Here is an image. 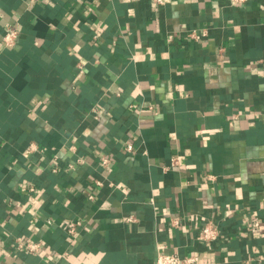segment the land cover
Listing matches in <instances>:
<instances>
[{"label":"crops","instance_id":"obj_1","mask_svg":"<svg viewBox=\"0 0 264 264\" xmlns=\"http://www.w3.org/2000/svg\"><path fill=\"white\" fill-rule=\"evenodd\" d=\"M171 253L264 264V0H0V264Z\"/></svg>","mask_w":264,"mask_h":264},{"label":"built area","instance_id":"obj_2","mask_svg":"<svg viewBox=\"0 0 264 264\" xmlns=\"http://www.w3.org/2000/svg\"><path fill=\"white\" fill-rule=\"evenodd\" d=\"M165 0H150L153 5L160 6L164 4ZM234 4H244L249 0H230ZM19 32L18 30L11 25L5 27L2 34V43L5 47L13 46L18 39ZM126 150L131 152L132 145L128 144L126 146ZM102 163L106 164L108 160L106 158H102ZM99 184V183H98ZM81 226V222L79 220H68L66 222L65 230L69 237L74 238L78 233V229ZM258 226V222L253 224V230H256ZM218 235L216 227L211 222H206L202 225L199 234L198 240L205 244L212 243ZM17 248L23 249L27 253H36L40 250V244L28 241H22V239H16ZM155 264H198L197 256L195 255H185L179 256L176 253L171 254H159L155 259Z\"/></svg>","mask_w":264,"mask_h":264}]
</instances>
